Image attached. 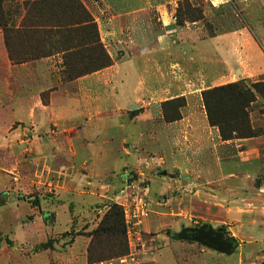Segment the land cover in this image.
Returning <instances> with one entry per match:
<instances>
[{
    "label": "crops",
    "instance_id": "crops-1",
    "mask_svg": "<svg viewBox=\"0 0 264 264\" xmlns=\"http://www.w3.org/2000/svg\"><path fill=\"white\" fill-rule=\"evenodd\" d=\"M182 1L82 0L88 10L91 3L100 7L92 17L100 43L113 63L70 82L62 77L63 52L56 50L60 39L9 33L6 44L0 29V178L22 180L30 168L38 183L47 188L55 184L59 206L54 210L63 211L70 200L81 212L82 207L106 200L104 189L113 193L123 188L131 178L129 173H139L141 165L147 167L165 159L177 166V153L168 146L174 139L184 140L182 149L194 153L183 167H203L206 163L201 156L207 147L213 149L212 155L222 153L224 144L230 143L222 142L217 128L208 124L201 92L239 80L263 81L264 47L247 27L208 34L202 20L178 24L176 11ZM188 1L204 7V19L207 11L229 2ZM24 14L25 10L15 9L9 16V26L19 32L28 30L20 25ZM37 40L49 54L32 59L34 53L26 42ZM77 41L74 38L69 42ZM31 78L41 80V86L34 88ZM46 90L50 91L48 104L42 102ZM177 98L187 103L181 119L165 123L160 104ZM239 147L246 156L255 151L251 140H240ZM155 155L159 158H153ZM108 160L119 165L112 166ZM214 162L220 165L218 158ZM116 168L120 186L112 185L111 173ZM7 197L9 201V194ZM164 220L144 221L132 243L144 247L147 237L152 242L150 232L170 229L169 221ZM183 228L199 227L173 226L172 236L161 235L157 240L164 243L165 251L153 256L152 264H177L179 257L174 251L184 257L199 245L175 238ZM224 237L236 248L232 238L226 233ZM13 241L8 260L12 261L13 255L17 262L26 259L30 263L28 250L19 251L20 244ZM205 250L196 251L197 259L189 263L207 264L206 259L213 257L208 254L216 252Z\"/></svg>",
    "mask_w": 264,
    "mask_h": 264
},
{
    "label": "rangeland",
    "instance_id": "rangeland-1",
    "mask_svg": "<svg viewBox=\"0 0 264 264\" xmlns=\"http://www.w3.org/2000/svg\"><path fill=\"white\" fill-rule=\"evenodd\" d=\"M21 1L3 0L2 8L8 16H11L15 9L22 12L24 8ZM78 1L95 23L92 13L98 11L100 7H97L96 3H91L88 10L82 0ZM90 1L97 2V0ZM189 4L190 8L195 7L203 12L204 7L202 5L197 6L195 2ZM185 7L186 5H184ZM207 13V19L203 18L202 23L208 34L247 27L264 47V35L261 34L264 32V0H229L227 4L220 6L217 10L207 11ZM191 16L197 17V14L194 13ZM56 39L60 38L56 37ZM39 41L26 42V45L35 55H41L46 51L44 46L39 44ZM69 41L70 39L64 41L60 39L59 48L56 50L62 52L63 47L69 46ZM101 46L105 51L102 44ZM98 53L97 61L86 65L85 69L91 70L102 63V58ZM74 68L84 70L78 64H75ZM62 77L64 82H70L65 78L63 71ZM239 81L248 87H252L255 83H264V80ZM30 84L34 85V88H38L42 81L31 78ZM263 89L264 87L260 88V93L255 95L256 99L248 110L249 123L254 135L248 138H236L234 136L235 138L225 141L220 138L222 142H229L230 144H224L222 153L214 155L211 154L212 148H205V152L201 156L205 160L203 163H206L203 167L182 166L183 164L186 165L185 160L188 157L194 155L192 151L182 149L184 147V140L182 139H178L179 141L174 139L168 145L177 153L176 158L179 160L176 162L177 166L164 161V157L163 162L159 164H156V161L147 167L140 164L139 173L142 172V179H145L144 184L148 186L147 202L150 214L145 222L167 218L168 220L164 221H169L170 229L163 228L150 232L149 238L153 241L148 242L147 237L144 247H140V245L137 247L132 243L135 238L133 236L129 245V254L126 256L107 257L110 253L101 251L100 248H106L110 237L102 235L93 239L91 236L109 207L116 205L115 194L120 189L113 193H108L104 189L103 195L108 198L100 204L92 203L82 207L81 212L70 200L65 202L66 206L62 208L63 211H60L54 210L55 206H59L55 184L47 188L45 184L38 183L39 178L34 177L32 169L28 168L27 175L22 180L11 176L0 178V194L6 192L10 196L9 201L7 198L0 205V264H93L100 260L111 261L113 264H134L137 261L138 264H152L151 258L156 257L157 253L165 251L163 250L164 243H160L157 239H160L161 235L172 236L171 228L173 226L178 229L185 225L198 227L210 225L213 228L223 226L226 229L227 237L236 242L237 246L232 255L209 253L208 255H213V257L206 259L207 264H247L253 260L257 261V264H264V244H262L264 242ZM42 95V102L48 104L50 91L46 90ZM186 104L184 98L180 101H174L173 104L167 103L163 107L161 103L162 117L164 113L169 118L176 116L178 112L181 114V110ZM164 122L168 123L165 120ZM240 140H251L255 151L248 156L241 154ZM187 146L189 147L190 144L187 143ZM160 156L162 157V155ZM153 158L159 157L155 155ZM217 158L219 166L214 162ZM108 163L112 166L119 165V163L115 165V161L111 160H108ZM132 171L129 173L131 178L127 180L129 181L127 184L143 181L141 177L139 179L138 172L134 174ZM118 172L119 170L116 168L114 173H111L113 186H120L119 184H121L117 177ZM43 176L41 177L43 178ZM101 186L104 184L102 183ZM45 209L48 211L52 209V211L46 212ZM194 222L196 223L194 224ZM248 235L255 236V239ZM156 236L158 237L155 238ZM13 240L20 244L17 248L19 251L28 250L30 263H27L26 259L24 262H17L13 255L10 256L12 261L8 260L7 251L12 247ZM113 241L124 243L121 235L113 237ZM89 245H91V256L87 253ZM200 250L207 252L204 247L196 245L193 251L184 253V257L180 251L173 253L177 258L179 257L177 264H181L182 260L190 264L189 262L197 259L196 251ZM139 252L140 256L136 257ZM144 257L147 262L141 261ZM163 260L166 262L167 255Z\"/></svg>",
    "mask_w": 264,
    "mask_h": 264
},
{
    "label": "trees",
    "instance_id": "trees-1",
    "mask_svg": "<svg viewBox=\"0 0 264 264\" xmlns=\"http://www.w3.org/2000/svg\"><path fill=\"white\" fill-rule=\"evenodd\" d=\"M189 3L190 1L184 0L178 5L176 21L180 25L186 21L194 22L204 18L202 11L195 7L190 8ZM2 4L3 0H0V29L4 32L6 44L9 33L28 37H59L63 41L78 39L76 43H69V46H65L62 49L63 74L68 81L112 65V60L99 43L95 23H93L78 0H24L23 8L25 14L20 23L22 27L28 29L24 32L13 29V27H10L12 25L9 26V16L3 10ZM184 5H186L185 8ZM194 13L197 14V17L191 16ZM29 27L32 29H29ZM97 52L100 53L98 54L102 58V63L91 70L85 69L86 65L97 61ZM47 54H49L48 51L43 52L41 55L33 54L31 58L36 59ZM9 56L12 60L11 53ZM75 64L82 66L84 70L75 69ZM261 87H264V83H255L252 87H248L237 81L201 92L202 104L208 124L217 128L223 141L235 137L248 138L254 135L249 123L248 110L256 99L255 95L260 93ZM176 100L180 101L182 98L164 102L162 107L167 103L173 104ZM163 117L166 122L172 123L180 120L181 114L178 112L176 116L169 118L164 113ZM102 235L110 237L106 248H100L101 251L110 253L107 257L116 256V258H119L129 254L124 214L120 206L111 205L109 207V210L105 213L91 236L95 239ZM120 235L123 236L124 243L113 241V237ZM87 253L90 256L92 255L91 245H89ZM98 262H101V260Z\"/></svg>",
    "mask_w": 264,
    "mask_h": 264
},
{
    "label": "built area",
    "instance_id": "built-area-1",
    "mask_svg": "<svg viewBox=\"0 0 264 264\" xmlns=\"http://www.w3.org/2000/svg\"><path fill=\"white\" fill-rule=\"evenodd\" d=\"M148 186L143 181L125 184V186L115 194V204L123 209L124 221L128 243L132 241L134 235L140 233V227L148 218L149 205L147 202ZM196 222H194L195 224ZM133 261L132 258H130ZM123 261V260H120ZM95 264H113L111 261H101Z\"/></svg>",
    "mask_w": 264,
    "mask_h": 264
},
{
    "label": "water",
    "instance_id": "water-1",
    "mask_svg": "<svg viewBox=\"0 0 264 264\" xmlns=\"http://www.w3.org/2000/svg\"><path fill=\"white\" fill-rule=\"evenodd\" d=\"M7 193L0 195V205L7 200ZM225 228L220 226L214 229L210 225H202L199 228H183L177 235V240L195 242L202 247L216 253L229 256L234 251L233 242L224 237Z\"/></svg>",
    "mask_w": 264,
    "mask_h": 264
}]
</instances>
